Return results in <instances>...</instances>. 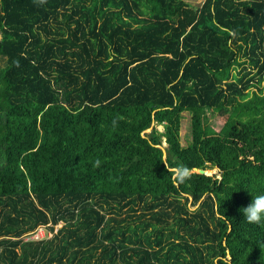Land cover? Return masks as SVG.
<instances>
[{
  "label": "trees",
  "instance_id": "obj_1",
  "mask_svg": "<svg viewBox=\"0 0 264 264\" xmlns=\"http://www.w3.org/2000/svg\"><path fill=\"white\" fill-rule=\"evenodd\" d=\"M0 57V264H264V0H0Z\"/></svg>",
  "mask_w": 264,
  "mask_h": 264
},
{
  "label": "rangeland",
  "instance_id": "obj_2",
  "mask_svg": "<svg viewBox=\"0 0 264 264\" xmlns=\"http://www.w3.org/2000/svg\"><path fill=\"white\" fill-rule=\"evenodd\" d=\"M187 1L191 2L193 4H201L204 2V0H187ZM4 66H5V58L0 57V67H4ZM254 92H256V94L258 95V92L256 91V89H254ZM262 94H264V85H262ZM227 114H229V112ZM191 117H192V115L189 113H183L181 115L179 134H180V140H181V144H182L183 148H187V146L192 143V139H191ZM209 118H210V125L215 130L221 129L223 124L225 123V119L223 117L219 116L217 113H214L212 111L209 112ZM158 130L163 131V128L158 127ZM164 144H163V146L165 148L166 144L165 145ZM207 174H210V177L216 176V180H220V173L217 170L207 171ZM60 226H61V224L56 226V228H59ZM47 229H49V228H47ZM27 238H29V237H27ZM30 238H32V237H30Z\"/></svg>",
  "mask_w": 264,
  "mask_h": 264
},
{
  "label": "clouds",
  "instance_id": "obj_3",
  "mask_svg": "<svg viewBox=\"0 0 264 264\" xmlns=\"http://www.w3.org/2000/svg\"><path fill=\"white\" fill-rule=\"evenodd\" d=\"M43 2V0H41ZM182 175L187 178V170H183ZM244 220L249 224L264 223V194L252 196V200L247 206L240 209Z\"/></svg>",
  "mask_w": 264,
  "mask_h": 264
},
{
  "label": "built area",
  "instance_id": "obj_4",
  "mask_svg": "<svg viewBox=\"0 0 264 264\" xmlns=\"http://www.w3.org/2000/svg\"><path fill=\"white\" fill-rule=\"evenodd\" d=\"M48 226L47 225H39L38 228L35 229V231L33 233H31L29 236V238L26 237V240H40V239H43V238H48V237H51L53 232L50 231L49 229H47ZM58 228H55L54 232H56ZM32 237V238H30Z\"/></svg>",
  "mask_w": 264,
  "mask_h": 264
},
{
  "label": "water",
  "instance_id": "obj_5",
  "mask_svg": "<svg viewBox=\"0 0 264 264\" xmlns=\"http://www.w3.org/2000/svg\"><path fill=\"white\" fill-rule=\"evenodd\" d=\"M152 130V127L149 128L148 130H146L147 132H150ZM165 145V144H164ZM161 150H164V146H162ZM192 174H197V175H200V176H205V177H210V175L208 176L207 175V171H204V170H193L192 171Z\"/></svg>",
  "mask_w": 264,
  "mask_h": 264
}]
</instances>
